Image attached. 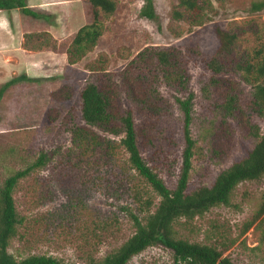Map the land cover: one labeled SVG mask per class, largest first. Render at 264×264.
<instances>
[{
	"label": "rangeland",
	"instance_id": "1",
	"mask_svg": "<svg viewBox=\"0 0 264 264\" xmlns=\"http://www.w3.org/2000/svg\"><path fill=\"white\" fill-rule=\"evenodd\" d=\"M262 1L207 0L202 23L194 26L173 20L176 0H154V20L140 17L144 0H120L98 46L76 65L69 64L66 52L77 31L92 22L87 0H29L33 10L52 14L50 21L19 9L0 10V87L16 76L35 80L11 87L0 101V186L41 155L48 159L14 191L23 223L9 253L19 260L46 255L69 264H86L91 256L102 260L135 233L131 213L143 219L146 202H152V213L161 200L131 167L120 144L124 134L83 120L81 93L88 83L109 89L119 127V117L133 110L142 155L169 188L178 182L186 146L178 98L193 95L190 191L213 185L223 170L247 156L259 140L254 133L264 134V116L254 110V86L235 65L245 52L264 45V9L252 10ZM218 28L237 32L240 40L224 60L231 67L213 81L207 63L220 47ZM31 33H48L56 49L34 51L33 43L27 48L25 34ZM162 49L180 54L190 79L187 89L166 79L154 55ZM230 97L237 99L236 110L224 117ZM75 131L87 142L93 135L110 139L114 148L104 144L85 152ZM263 200L264 177L243 182L230 206L182 219L176 231L181 239L217 247L234 264H264L259 223L244 233ZM173 254L152 247L129 264H175Z\"/></svg>",
	"mask_w": 264,
	"mask_h": 264
},
{
	"label": "trees",
	"instance_id": "2",
	"mask_svg": "<svg viewBox=\"0 0 264 264\" xmlns=\"http://www.w3.org/2000/svg\"><path fill=\"white\" fill-rule=\"evenodd\" d=\"M92 6V22L81 27L70 47L67 50L68 62L76 65L91 53L100 43L106 23L116 13L120 0H87ZM172 18L177 22L187 21L191 25L202 23L203 12L207 0H176ZM29 0H0V10L13 11L16 9L29 17L50 21L53 16L49 13L38 12L29 6ZM264 9V1L253 3L254 12ZM140 17L149 20L157 18L154 0H144ZM217 34L220 47L216 54L210 58L207 66L213 73V81L225 72L227 68L224 60L233 55L234 49L239 43L240 36L237 32L218 28ZM49 34H25V45L33 43L31 50L42 51L53 48L49 43ZM28 43V44H27ZM154 55L160 66L165 69L166 79H171L181 88L187 89L190 81L184 61L175 49L155 50ZM142 56V55H141ZM140 56V57H141ZM235 70L244 82L253 85L254 110L258 115L264 116V45L258 49L245 52L240 61L236 62ZM23 82H35L27 75L16 76L0 87V101L5 93L13 86ZM82 118L92 127L115 136L124 137L121 145L129 154L131 167L141 176L161 198L156 210L150 212L152 202H146L147 216L141 218L131 213L135 233L124 242L115 252L102 260L91 256L86 264H129L131 260L147 251L149 248L163 246L174 252L175 264H234L229 258L224 257L223 252L215 246L181 239L176 231V225L182 220L192 221L203 216L216 206H230L233 194L237 187L247 181H255L264 177V134L259 131L254 133L259 138L253 150L241 160L234 162L229 168L223 170L215 179L213 185L203 186L190 191V175L193 169L196 142L191 135L192 100L193 95L186 100L177 99L183 113L185 148L183 151V165L178 182L174 188H169L164 180L149 166L140 149L139 131L135 123L134 112L130 108L119 117L121 127L115 123V115L112 111V95L109 89H103L94 83H88L82 90ZM236 97H230L225 105L224 117L234 116L236 110ZM77 131V130H76ZM75 131V132H76ZM77 133V132H76ZM81 141L80 146L89 151L90 146L106 145L112 149V140L102 139L97 135L92 136V142L84 138L81 132L77 133ZM48 162L45 154L27 168L11 174L0 186V264H69L63 260L46 255H33L23 259H17L10 254L8 249L19 235V228L23 220L16 208L14 191L22 180L30 177L34 171L44 167ZM125 175H128L125 172ZM256 223L262 230L261 242L264 243V200L252 221L247 223L244 233H247Z\"/></svg>",
	"mask_w": 264,
	"mask_h": 264
}]
</instances>
